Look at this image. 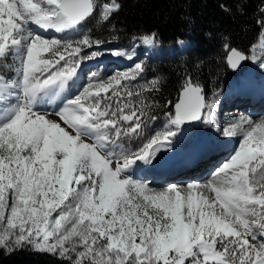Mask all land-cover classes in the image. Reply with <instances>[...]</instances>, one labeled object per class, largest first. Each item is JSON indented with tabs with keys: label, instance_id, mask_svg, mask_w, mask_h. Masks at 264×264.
Here are the masks:
<instances>
[{
	"label": "snow or ice",
	"instance_id": "obj_1",
	"mask_svg": "<svg viewBox=\"0 0 264 264\" xmlns=\"http://www.w3.org/2000/svg\"><path fill=\"white\" fill-rule=\"evenodd\" d=\"M100 7L98 22H107L121 5ZM96 10V0H0V64L15 73L0 75V249H30L62 264H264V118L242 116L223 129L240 141L212 179L157 190L134 178L137 162L151 164L185 123H213V104L191 76L167 124L146 140L156 117L143 93L158 91L159 78L134 90L142 63L106 80L92 73L63 98L56 120L38 110L43 97L76 86L81 62L101 55L84 49L101 41H63L31 26L76 32ZM257 23L264 36V20ZM225 47L233 69L249 59ZM251 59L264 68V57ZM125 137L143 143L133 151Z\"/></svg>",
	"mask_w": 264,
	"mask_h": 264
},
{
	"label": "trees",
	"instance_id": "obj_2",
	"mask_svg": "<svg viewBox=\"0 0 264 264\" xmlns=\"http://www.w3.org/2000/svg\"><path fill=\"white\" fill-rule=\"evenodd\" d=\"M99 4L110 0H97ZM121 5L118 12L107 22H98L100 12L94 13L82 25L83 31L91 39L101 41L100 45L117 44L129 47L137 38L155 34L156 41L163 47L174 46L179 40L190 42L191 47L173 56H163L156 60L143 61L144 73L131 87L159 78V90L143 93L149 107L145 110L149 117L161 120L168 111L174 112L181 85L191 76L204 90L206 101L224 89L231 72L227 63L228 48H235L248 57L252 46L258 43L264 20V0H117ZM224 5L229 11L221 8ZM80 38L74 36L73 40ZM1 68V67H0ZM0 74L12 76L8 68L0 69ZM226 80V81H225ZM223 85V86H222ZM222 86V88H220ZM171 102V103H168ZM154 121L144 129L147 133ZM147 137L144 139L146 140ZM128 149H137L141 139L122 140ZM0 264H62L57 258L34 252L30 249L8 254L0 249Z\"/></svg>",
	"mask_w": 264,
	"mask_h": 264
},
{
	"label": "rangeland",
	"instance_id": "obj_3",
	"mask_svg": "<svg viewBox=\"0 0 264 264\" xmlns=\"http://www.w3.org/2000/svg\"><path fill=\"white\" fill-rule=\"evenodd\" d=\"M96 3H97V12H101L102 11V9H101V5L103 4H99L98 3V1L96 0ZM96 13V12H95ZM32 27V30H33V27L34 26H31ZM262 39H263V37L264 36H260ZM261 38H259V42H258V44L256 45L257 47H258V45L260 44V42H261ZM63 41H71V39L70 38H68V39H65V40H63ZM146 44H144L143 43V38H138V39H136V40H134L133 41V43L129 46V47H123V46H117V45H112V46H99V47H96L95 45L91 48V49H84V52L82 53L83 55H89L92 51H96V52H98V53H101V55H99L98 57H103V58H105V56L104 55H109L110 54V56L112 57V53L113 52H116V51H120V52H124L125 54H126V56H128V55H132V57H135V52H136V50H138L139 52H140V54H138L137 55V58H139L135 63H139V60L141 59V60H143V61H145V60H147V59H150V58H152L151 56L152 55H155L156 54V51L155 52H152L151 50H149L148 48H146V46H145ZM153 47H155V45H154V43H152L151 44ZM158 47V44L156 43V47H155V50L156 49H158L157 48ZM256 47V48H257ZM164 52V54H166L165 53V50H163ZM257 51V50H256ZM256 51H255V53H256ZM255 53H253V51H252V53H251V57L255 54ZM43 55H47V53H44ZM147 56H149V58H146ZM98 57H96V58H98ZM116 58H118V56H116ZM95 58H91V59H85V60H83L82 62H81V65H80V67L81 66H84L85 64H87V65H89L90 64V61L91 60H94ZM117 60H115V62H116ZM134 63V64H135ZM134 64L132 65V66H129L128 68H124L123 70H121V72H123V71H128V70H130L131 68H133L134 67ZM250 67V66H249ZM1 68H5L2 64H1ZM99 68H101V66H99ZM96 71V70H95ZM99 76H101L102 78H104L105 80L109 77V76H111V75H114L115 73H116V71H113V70H109V71H106V72H103V73H99V72H96ZM13 74L15 75V73H14V71H13ZM78 76H81L80 77V79L82 80V82H80V80H77L76 81V86L75 87H69V88H66L65 90H64V92H62V93H60L59 95H57L59 98L61 97V95L62 96H64V97H71L76 91H77V89L78 88H80L82 85H84V84H86L87 83V81H88V78H89V76L88 75H86L85 74V72H83L82 74H81V72L78 70ZM91 76V75H90ZM226 79H228L227 80V85L225 86L226 87V89L222 92V94H219L218 96H214V97H211V99L209 100V103H212L213 104V108H215V107H217V104L215 103V102H218V103H223V105H225L226 104V100L228 99V101L230 102V104L231 103H234V105L235 104H239V102H237V99L235 98V95H234V90L236 89V96H239L240 97V93H242V90H241V87H242V85H241V83L243 82L242 81V79H240L239 81V83L240 84H237V82H235V81H232V80H229L230 78H228V75H226V77H225ZM226 81V80H225ZM223 86V85H222ZM222 86L220 87V88H222ZM251 88V87H250ZM253 88V87H252ZM223 89V88H222ZM238 90H240V91H238ZM264 90V89H263ZM57 96H53L54 98L55 97H57ZM205 96V95H204ZM205 99H206V97H205ZM239 101V100H238ZM62 103H63V100H61L60 101V105H59V107L62 105ZM229 108H230V110L229 111H225V114H227L228 116H229V121H231V122H233L234 120H238L240 117H247V114H249V109H248V107L247 106H243L244 107V109H243V111H241V114L240 115H238V116H234V114H236V113H238V112H236V111H233L232 109H234V108H236L235 106H233V108L232 107H230V105H227ZM58 107V108H59ZM57 108V109H58ZM57 109H54V110H52V111H49V110H39L40 112H42V113H44V112H46V113H48V118H50V119H52V120H56L57 119V117L54 115V111L55 110H57ZM240 109V108H239ZM257 117V116H256ZM256 117H253L252 118V120H254ZM164 126L165 125H162L161 123L160 124H157L156 126H154L153 128H152V130H151V132L154 134L156 131H160V130H162L163 128H164ZM204 129H206V128H204ZM202 130L201 131V133H200V135H204L206 132H207V130ZM194 132V129L192 130V132H191V135H192V133ZM152 134V135H153ZM194 137V134L192 135V138ZM239 137V136H238ZM191 141H193V139L191 140ZM239 141H240V137H239ZM175 142V141H174ZM180 142V141H179ZM182 147V146H181ZM133 151H135V150H133ZM219 157H221V153H220V155H219ZM215 161V160H214ZM216 162V163H215ZM214 163H213V165L215 166V167H217L218 165H219V163H220V161H215ZM206 174H210V171L208 170V172L206 173ZM212 175V174H211ZM181 178V177H180ZM187 178V177H186ZM189 178H191L190 179V182L192 181V180H195V181H197V179L196 178H194V177H189ZM188 179V178H187ZM182 181H184V179H181ZM180 180V181H181ZM151 184V183H150ZM153 188H162V186L160 185V186H154Z\"/></svg>",
	"mask_w": 264,
	"mask_h": 264
},
{
	"label": "bare ground",
	"instance_id": "obj_4",
	"mask_svg": "<svg viewBox=\"0 0 264 264\" xmlns=\"http://www.w3.org/2000/svg\"><path fill=\"white\" fill-rule=\"evenodd\" d=\"M263 39H264V37H263ZM251 64H252V62H251ZM250 68H251V66L249 68H247L245 71H243L241 74H239L237 77L231 79L232 81H235V82H240L239 80L242 79L243 82L241 83V85H242L241 90H242V88L246 89V87L250 83L249 82V79L247 78V76H245V74L248 72V70ZM258 88H259V90L264 95V90L260 86H258ZM253 93L254 92L247 93V95H250L249 98H248V102H250V101L253 100ZM240 95H242V97L245 95L244 90H242V93H240ZM254 95L256 97V98H254V100L256 101V103L258 101V102H261L262 104H264V96H261V95H259L257 93H255ZM63 98H64V96H62V95H61L60 98L58 96L55 97V98L54 97L45 96V97L42 98L41 102L37 105V108H38V110H49V111H52V110L57 109L59 107L60 101L63 100ZM237 98L242 101V98H240L239 96H237ZM237 102H239V101H237ZM239 104H240V102H239ZM243 109H244L243 106L240 109H238L237 107L234 108V109H232L233 111L238 112V113L234 114V116L240 115L241 114V111H243ZM247 115H249V114H247ZM253 117H256L253 121L259 122L262 118H264V111H261V112L256 113ZM198 122H200V121L185 123L184 125H182V126H189V127L193 126L194 132L192 133V135L194 134V137H193V141H191L192 145H193V142L199 136H201L200 133L204 129V127H199V128L198 127H195V124H197ZM204 130H207V129H204ZM179 133H182V131L180 130ZM174 141H175V139L173 140L172 145L170 147H166L164 149H161V151L156 154V158L159 157L160 155H162L163 158L170 159V166L166 169V172L167 173H170V172L175 173V170L178 167H181V168L184 167V169L187 168V169H185V172H184V176L185 177H187V178L194 177V178L197 179V181L192 180L191 182L206 183L207 181H209L210 179L213 178V176L211 175V173L210 174H206L208 172L209 168H204V172L203 173L201 172L202 171V168H200L199 169V172L198 173H195L194 172V168L188 167V165H187V163H186L185 160L188 159V161L191 162V160H192V153H191V155L189 157H186L185 158L184 157V152H187V151H189L191 149H186L185 147H183V145H181V143L179 141H175V142ZM232 150L233 149H229L227 151L222 152L221 153V157H219L220 154L214 155L213 158H212L213 162L220 161V160H223V162H224L226 160V158L228 157L229 153ZM213 151H215V150H213ZM221 164H222V162L219 163V165L216 167V169ZM146 168H148V169H145V170H149V171L150 170L153 171V169H154L149 164H146ZM180 177L183 178V176H180ZM180 177H178V178L181 179ZM147 179H150V178L141 179L139 181H145ZM151 181H152L151 184H150L151 187L160 186V185L162 186V188H154V189H157V190H163V189H165L168 186V185H164V184H160V183L157 184L155 182V180H153V179H151ZM181 182H182V180L178 184H181ZM170 185H173V184H170ZM206 194L209 195L210 198L214 197V193L207 192Z\"/></svg>",
	"mask_w": 264,
	"mask_h": 264
},
{
	"label": "water",
	"instance_id": "obj_5",
	"mask_svg": "<svg viewBox=\"0 0 264 264\" xmlns=\"http://www.w3.org/2000/svg\"><path fill=\"white\" fill-rule=\"evenodd\" d=\"M229 54H230V53H229ZM228 56H229V55H228ZM247 61H248V59L245 60V61H242L241 64H240L237 68H235V69H233V68L229 65L228 60H227V63H228V66H229V69L231 70V72H238L240 69H242V68L247 64ZM177 102H178V100H177Z\"/></svg>",
	"mask_w": 264,
	"mask_h": 264
}]
</instances>
